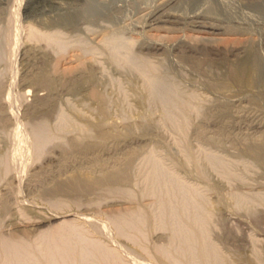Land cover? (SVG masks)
I'll return each instance as SVG.
<instances>
[{"label":"rangeland","instance_id":"obj_1","mask_svg":"<svg viewBox=\"0 0 264 264\" xmlns=\"http://www.w3.org/2000/svg\"><path fill=\"white\" fill-rule=\"evenodd\" d=\"M22 2L0 0V243L47 264L37 231L81 222L73 264H264V3L212 35L154 31L155 0Z\"/></svg>","mask_w":264,"mask_h":264},{"label":"bare ground","instance_id":"obj_2","mask_svg":"<svg viewBox=\"0 0 264 264\" xmlns=\"http://www.w3.org/2000/svg\"><path fill=\"white\" fill-rule=\"evenodd\" d=\"M21 1L24 2V0H19V3L21 4ZM71 1V0H70ZM73 1V0H72ZM74 1H77L79 3L83 5L87 4V1L88 0H74ZM94 2H97L98 4H101L103 2H108L110 0H92ZM234 2H238L237 3V7L236 8H239V10H236L235 6L234 5ZM22 2V3H23ZM154 2V1H153ZM264 3V0H155V3L154 4H150L151 5V9L152 10V16L148 15L147 16V13H146V16L148 17V21L147 22H150V24L153 23V30L155 31L156 29H158L159 25L158 24H170V22H172L170 19H174L175 22H178V23H183L185 22V20H194L193 23V28H195V30L198 28V32L199 30H202L203 32L207 31L208 34H212V35H223V34H229V33H232L228 28H226L224 26V28H220L218 26H215L216 24L215 23H229L231 21H238V20H246V19H249V17L251 18H254V17H260L259 15L257 16L258 14V7ZM88 5V4H87ZM81 6V5H80ZM89 6V5H88ZM91 7V6H89ZM98 7V5H97ZM148 7V6H147ZM18 8V7H17ZM144 8V6H143ZM141 9V8H140ZM241 9H245V10H241ZM93 12L91 14L88 15V18L90 17H96L98 15L101 14V8L99 9L98 8H94L93 7ZM118 10V9H117ZM145 10V9H144ZM18 11V10H17ZM116 11V10H115ZM237 11V14L235 13ZM16 12V11H15ZM133 12V11H132ZM145 12V11H144ZM76 13H80V9H77L76 10ZM108 13V12H107ZM150 13V12H148ZM119 14V13H118ZM151 14V13H150ZM79 15V14H78ZM145 15V14H144ZM19 16V15H18ZM145 16V17H146ZM87 17V16H86ZM146 17V18H147ZM139 18V17H138ZM18 19V18H17ZM136 19V18H135ZM89 19H81V22H83L85 24L86 21H88ZM100 20V19H99ZM166 20V21H164ZM170 20V21H169ZM101 21V20H100ZM205 21V22H204ZM210 21V22H209ZM174 22V21H173ZM209 23L210 26L206 23ZM94 23V22H93ZM108 23V22H107ZM189 23V22H188ZM213 23V25H212ZM148 24V23H147ZM158 25V27L155 29L154 27ZM171 25V24H170ZM177 25V24H176ZM180 25V24H179ZM184 25V24H183ZM191 26V24H189ZM52 25H49V26H45L43 27V31L41 30H37L35 29L33 26L31 27L29 25V27L27 28V38L29 40H44L46 43H49V44H54V43H57L56 40L58 37V30L56 31L53 27H50ZM82 26V24H81ZM172 26V25H171ZM27 27V26H26ZM105 27V26H104ZM151 27V28H152ZM163 28V26H161ZM167 27V26H166ZM175 27V26H174ZM174 27L171 29L172 32H173V29ZM177 27V26H176ZM175 27V28H176ZM179 27V26H178ZM183 27V26H182ZM185 27V26H184ZM101 28V27H100ZM170 28V26H169ZM191 28V27H190ZM149 29H150V26H149ZM164 29V28H163ZM189 29V28H188ZM86 30V29H85ZM160 30V29H159ZM169 29V33L171 31ZM181 30V29H180ZM190 30V29H189ZM188 30V31H189ZM241 30V29H240ZM104 31V30H103ZM147 31V30H146ZM197 31V30H196ZM244 31V30H243ZM246 31V30H245ZM98 32V31H97ZM163 32H167L166 31H163ZM178 32V31H177ZM168 33V32H167ZM235 33H238V32H235ZM240 33V32H239ZM247 33V32H246ZM101 34H102V31H101ZM107 34V33H106ZM122 34V33H121ZM241 34V33H240ZM100 35V34H99ZM234 35V34H233ZM58 36V37H57ZM101 36V35H100ZM99 36V37H100ZM104 36V34H103ZM108 36H110V34H108ZM247 36V35H246ZM105 37V36H104ZM113 37V36H112ZM102 38L100 39V41H102ZM108 39V37H106ZM106 38H104L105 40H107ZM16 39V37H15ZM59 39V38H58ZM220 39V38H218ZM217 39V40H218ZM104 40V42H105ZM120 40V39H119ZM216 40V41H217ZM59 41V40H58ZM63 41V40H62ZM97 41V40H96ZM110 41H113L114 40L109 37V41L107 40V42H110ZM222 41V40H221ZM106 43V42H105ZM160 43V42H159ZM162 43V42H161ZM177 43V42H176ZM113 44V43H112ZM111 44V45H112ZM117 44V43H116ZM178 44V43H177ZM200 44V43H198ZM60 45V44H59ZM103 45V44H102ZM162 45V44H161ZM183 45V44H182ZM227 45V44H226ZM158 46V45H157ZM171 46V45H169ZM14 48V47H13ZM156 48V47H155ZM155 51V50H154ZM248 53V52H247ZM246 55V54H245ZM112 56V55H111ZM119 56V55H118ZM257 58V57H256ZM120 59V58H119ZM254 68V63L252 60H250L249 58V55L247 54L244 58L241 59L238 67H236V69L234 70L235 73H234V76H233V84L237 85V86H248L250 83H251V71L252 69ZM255 73V72H254ZM233 74V73H232ZM252 85V84H250ZM244 87V88H245ZM27 91V90H26ZM28 93V92H26ZM139 103V102H138ZM96 127V126H95ZM96 130V129H95ZM100 130V129H99ZM95 132V131H94ZM100 133V136H103L101 131L99 132ZM15 137L17 136L16 134H14ZM99 135V134H98ZM99 136V137H100ZM97 137V139L99 138ZM13 139V138H12ZM17 139V137H16ZM21 139H19L20 141ZM101 140V139H100ZM22 141V140H21ZM3 142V141H2ZM8 145V144H7ZM14 146V145H13ZM11 151V150H10ZM18 151V150H17ZM14 152V151H13ZM18 155V154H17ZM11 156V155H10ZM9 156V157H10ZM23 158V157H22ZM14 160V159H13ZM28 160V159H27ZM15 162V161H14ZM13 163V162H12ZM8 165V164H7ZM15 166V165H14ZM4 167V165H3ZM28 167V166H27ZM4 169V168H2ZM1 169V170H2ZM14 169V168H13ZM27 169V168H26ZM8 170V168H7ZM11 170V169H9ZM17 171V170H16ZM3 171H1L0 174H2ZM25 172V171H24ZM7 173V172H6ZM18 173V172H17ZM19 174V173H18ZM4 175V174H3ZM8 175V174H7ZM5 175V176H7ZM15 175V174H14ZM203 177V176H202ZM5 180V179H4ZM1 181V180H0ZM17 181V180H16ZM7 183V182H6ZM1 186V185H0ZM18 187V186H17ZM6 189V188H5ZM25 201V200H24ZM16 202V201H15ZM19 202V201H18ZM21 203V202H19ZM23 203V202H22ZM17 204V203H16ZM32 207V206H31ZM35 207V206H34ZM18 208V207H17ZM23 208V211L22 213L20 214V219L21 217L26 213L24 210L25 207H22ZM19 211V209H18ZM16 210V213L18 212ZM15 212V211H14ZM21 212V210L19 211ZM25 212V213H24ZM30 213V212H29ZM23 214V215H22ZM41 214V213H40ZM43 214V213H42ZM48 214V213H47ZM49 214H52V213H49ZM55 214V212H54ZM62 214V213H61ZM64 214V213H63ZM28 216V212L25 214ZM30 215V214H29ZM18 216H19V213H18ZM37 216V215H35ZM34 216V217H35ZM41 216V215H40ZM44 216V215H43ZM41 217L44 218L41 220V222H38V224H44L45 222H48L50 223L51 220H54V219H59L60 218H63L65 216H60V217H57V216H54L52 214V216L50 215V217ZM79 216V215H78ZM26 216H24L25 218ZM26 217V218H27ZM84 217V215H83ZM40 218V217H39ZM78 218H82V217H78ZM34 219V218H33ZM33 219H31L32 221H34ZM38 219V218H37ZM35 219V220H37ZM29 220V218L27 219ZM30 220V222H32ZM77 220V219H76ZM40 221V220H39ZM73 221V220H72ZM37 222V221H36ZM75 222V220H74ZM35 223V222H34ZM79 223V222H78ZM17 224V223H16ZM36 226H37V223H35ZM76 224V223H74ZM81 224V222H80ZM80 224H76V225H73L72 222H68V221H60L58 222V224H54V226H50L48 228L45 229V231H42L40 230V232H38L37 230V235H40V237L42 238L43 242L45 241H48V243L46 244V249L43 247L44 252L46 251V256H41L43 257L42 260H44L46 257V261L48 262L49 260V264L50 261L51 262H59V261H62V262H66L64 264H73L71 263L72 261V258L76 257V255L78 256V253L77 251L80 249H78V241L76 243V239H74V236H72L73 234L75 235V228H73L74 226L77 228H79L78 226H80ZM13 225V224H12ZM45 226V225H44ZM46 226H47V223H46ZM39 228V227H38ZM36 229V228H35ZM33 229V230H35ZM43 230V228H42ZM78 230V229H77ZM79 230L83 231V229L79 228ZM35 231V232H36ZM81 231H77L76 233H82ZM7 234V233H6ZM35 234V235H36ZM84 233H82L81 235H83ZM73 237V238H72ZM81 237V236H80ZM84 237V236H83ZM77 238V237H76ZM3 239V238H2ZM7 239V238H6ZM10 239V238H9ZM8 239V240H9ZM40 239V238H39ZM13 240V239H12ZM17 240V238H16ZM19 240V239H18ZM22 240V239H21ZM41 240V239H40ZM74 240V241H73ZM79 240V239H78ZM88 240V239H87ZM11 241V240H10ZM9 241V242H10ZM4 242L2 241L0 243V264H27V261H25L24 258H22L23 253H20L19 254V248L22 247L21 244H18L16 245V242L15 244H12V242ZM38 242V241H37ZM41 242V241H40ZM74 242V243H72ZM82 243V242H81ZM21 245V246H20ZM37 245V244H36ZM80 245V244H79ZM85 245V244H84ZM88 245H89V242L87 244V248H88ZM77 246V247H76ZM86 246V245H85ZM76 247V248H75ZM81 247V246H80ZM202 247V246H201ZM84 248V246L82 247ZM23 249H24V246H23ZM42 249V246H41V250L43 251ZM77 249V253L74 252V250ZM92 246L87 249L88 251H92ZM82 250V249H81ZM86 250V249H85ZM26 251V250H25ZM29 251V250H28ZM84 251V249H83ZM89 251V252H90ZM93 251H94V248H93ZM92 251V255H94V252ZM32 253V250L30 251ZM37 252H40L37 251ZM43 252V253H44ZM98 252V251H97ZM42 253V255H44ZM76 253V255H75ZM101 253V252H100ZM106 253V252H105ZM35 254V253H33ZM32 254V255H33ZM83 254V252L81 253V255ZM103 254V253H102ZM200 254H203V253H200ZM75 255V256H74ZM85 255V254H84ZM97 255V254H95ZM98 255H101V254H98ZM105 255V254H104ZM35 256V255H34ZM33 256V257H34ZM83 256V255H82ZM109 256V254H108ZM92 257V256H91ZM99 258H102L100 256H98ZM105 257V256H104ZM112 257V256H111ZM115 257V256H114ZM113 257V258H114ZM79 258V257H78ZM77 258V259H78ZM94 258V256H93ZM96 258V257H95ZM108 259V257H106ZM105 258V259H106ZM35 259H37L35 257ZM103 259V258H102ZM28 260V259H27ZM41 260V259H40ZM40 260L38 261V263H40ZM79 260V259H78ZM90 260V259H89ZM104 260V259H103ZM117 260V259H116ZM115 259L113 261H109V263L107 262L106 264H118L120 262H117ZM30 261V259H29ZM35 261V260H34ZM86 261V260H85ZM31 262V261H30ZM45 262V261H44ZM43 262V263H44ZM106 262V260H105ZM35 262H33L34 264ZM46 263V262H45ZM47 263V264H48ZM79 263V262H78ZM77 263V264H78ZM41 264V263H40ZM59 264V263H57ZM80 264V263H79Z\"/></svg>","mask_w":264,"mask_h":264}]
</instances>
